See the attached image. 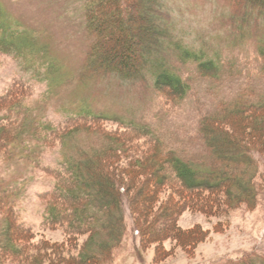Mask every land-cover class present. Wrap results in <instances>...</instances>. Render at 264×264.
Instances as JSON below:
<instances>
[{
  "label": "trees",
  "instance_id": "trees-1",
  "mask_svg": "<svg viewBox=\"0 0 264 264\" xmlns=\"http://www.w3.org/2000/svg\"><path fill=\"white\" fill-rule=\"evenodd\" d=\"M147 1L158 6L154 15L160 24L163 21L159 28L138 17L139 6L131 0H84V30L90 44L81 78L110 77L128 86L148 81L156 93L174 104L185 100L191 90L190 80L178 74L180 66L189 64L198 79L219 81L224 67L219 54L192 46L194 42L185 37L186 27L175 33L176 39L173 28L177 22L172 21L164 0ZM230 9L228 21L239 31L264 21V0H230ZM256 52L264 75L263 40ZM49 53L34 32L21 28L0 5V55L18 58L28 67L44 66V80L50 88L59 83L60 71ZM167 60L173 63L168 68ZM23 96L17 94L16 99L8 92L0 96L6 99L0 103V112L6 113L5 118L0 115V121L6 122L0 125V163L25 161L41 167L39 160L46 150H64L79 135L94 137L96 143L76 144L72 152L67 148L62 153L56 167L46 172L52 178L51 187L38 197L42 226H62L68 239L86 233L89 237L75 255L66 242L46 250L29 249L26 234H11L19 188L0 179V222L7 224L0 228V264H101L119 244L125 217L135 221V214L139 216L136 236L142 231L154 243L175 240L183 235L175 229L177 213L185 205L207 206L202 192L212 196L218 209L255 204L254 164L264 169V93L253 100L239 97L200 119L198 135L210 157L207 168L182 160L145 125L133 120L95 113L80 102L58 124L40 115L42 108L23 104ZM97 122L132 131L136 139H143V150H137L138 145L126 135L99 133L97 125H90ZM163 186L174 191L175 201L170 198L153 213ZM184 234V239L190 235ZM226 264H264V256L249 255Z\"/></svg>",
  "mask_w": 264,
  "mask_h": 264
},
{
  "label": "rangeland",
  "instance_id": "rangeland-1",
  "mask_svg": "<svg viewBox=\"0 0 264 264\" xmlns=\"http://www.w3.org/2000/svg\"><path fill=\"white\" fill-rule=\"evenodd\" d=\"M131 1L139 6L138 17L160 27L163 21L160 24L154 15L156 4ZM164 3L172 21L177 22L173 28L176 39L175 33L186 27L185 37L188 42H194L192 46L202 47L209 54L217 52L224 60L219 81L198 79L189 64L180 66L178 74L190 80L191 90L185 100L174 104L156 93L148 81L146 85L128 86L110 77L82 79L80 72L90 44L84 30V0H0L13 21L34 32L40 44L49 47V56L60 71L59 83L49 88L44 80V66L28 67L18 58L0 55V96L8 92V96L13 94L17 99V94L23 93V104L42 108L40 115L58 124L83 102L95 113L115 114L145 125L179 158L207 168L210 157L198 135L200 119L239 97L253 100L264 93L262 60L256 52L258 42L264 41V21L239 31L236 24L231 26L232 22L228 21L230 0H164ZM172 64L165 61L167 68ZM141 74L146 72L143 70ZM3 100L6 99L0 103ZM5 114L0 112L3 118ZM5 124L0 121L1 126ZM90 125H97L99 133L126 135L133 145H138L139 151L145 146L142 138L136 139L135 133L115 124ZM91 137L79 135L64 150L58 147L46 150L39 160L41 167L25 161L0 163V179L16 184L20 191L16 213H11L15 222L11 234L14 237L18 233L26 234L25 244L29 249L46 250L52 245L64 246L66 242L75 255L87 241L89 233L68 239L62 226H42L38 197L51 187L52 178L47 173L61 161L62 153L67 148L72 152L71 147L76 144H93L96 140ZM253 168L257 197L251 208L240 203L232 209H218L212 196L202 192L207 206L201 209L183 206L175 222V229L183 235L175 240L164 238L161 243H154L155 239L147 238L142 231L136 236L139 216H133L137 224L126 216L119 244L101 264H226L249 255L264 256V169L259 163ZM172 192L168 186L159 189L153 213L170 198L175 201ZM6 225L0 222V228ZM188 232L190 235L184 239V233Z\"/></svg>",
  "mask_w": 264,
  "mask_h": 264
}]
</instances>
